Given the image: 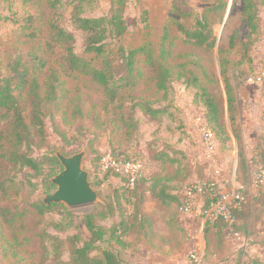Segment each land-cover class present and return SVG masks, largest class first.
<instances>
[{
	"label": "rangeland",
	"instance_id": "rangeland-1",
	"mask_svg": "<svg viewBox=\"0 0 264 264\" xmlns=\"http://www.w3.org/2000/svg\"><path fill=\"white\" fill-rule=\"evenodd\" d=\"M69 1L60 0L61 4L52 11L46 0H0V74L8 61L20 57L29 67L39 58L45 62L37 74L40 84L51 72L56 75V101L45 106L44 139L32 138V156L36 159L55 157L59 152L70 157L84 151L82 168L88 173L92 189L101 191V195H97L92 206L69 209L63 205L72 214L69 217L72 227L56 231L52 224H58L62 219L69 222L63 210L53 209L40 216L32 208V204L42 202L45 195L55 190L54 186L50 192L45 191L43 180L49 166L44 164V176L34 178L0 161V176L14 179L8 195L0 193V207L23 215L11 225L0 219V264L67 263L69 239L77 235L78 246L90 239L83 223L85 215L94 214L96 223L108 229L119 221V214L133 209L125 203L123 196L116 201L113 195L120 187L118 178L108 177L102 182L104 175L97 170L96 158L106 153L124 159L137 158L143 164L145 175L171 177L168 185L177 193L183 191L190 209L182 214L178 213L179 206L175 207L179 217L191 220L185 230L175 236H182V257L188 264L191 263L190 254L199 247L202 249L200 264H213L216 253L213 237L203 239L201 236L206 219L200 190L190 193L184 190L186 184L191 183L202 185L213 181L220 194H230L238 187L246 193L247 233L230 235L220 259L241 254V263H244L264 255V200L263 203L259 200L263 189L254 190L250 182L251 172L264 162V0H256L259 29L253 35L248 34L241 21L242 0H124L126 32L119 40L110 39L107 45L115 78H120L123 71V61L117 58V47L130 50L147 46L154 62L166 67L172 79L166 92L157 90L149 62L140 54L134 64L138 75L133 84L121 90L119 104H108L101 88L90 77L65 70L59 46L48 49L45 45L48 24L54 20L72 32L74 51L78 56L92 66H102L101 59L85 52V35L70 23L72 5ZM82 6V15L86 17L109 18L112 13L110 0H83ZM202 16L209 23L211 44L200 47L186 41L177 29V22L189 28L194 26L197 17ZM233 35L237 44L250 37L248 58L252 61L241 59L238 45L229 49L227 41ZM162 49L165 50L163 56L160 55ZM35 56L38 59L34 61ZM223 73L235 89L233 118L227 108ZM200 89L212 93L221 109V132L215 131L216 139L209 146L201 136L203 107L196 97ZM18 100L27 121L29 108L25 94L22 93ZM138 102H147L161 113L151 120L138 108L133 109ZM121 119L131 120L133 127L127 128ZM167 156L177 158L178 163L165 165L164 159L159 158ZM146 183L143 187L149 185ZM102 203L111 206L117 203L114 217H98L100 210L105 211L101 209ZM142 203V210H157L153 199L147 195ZM48 236L62 240L58 255L53 249L56 242ZM134 239L133 235L128 240L133 244ZM119 256L125 263V254L120 252ZM57 257L60 259L56 260Z\"/></svg>",
	"mask_w": 264,
	"mask_h": 264
},
{
	"label": "trees",
	"instance_id": "trees-1",
	"mask_svg": "<svg viewBox=\"0 0 264 264\" xmlns=\"http://www.w3.org/2000/svg\"><path fill=\"white\" fill-rule=\"evenodd\" d=\"M110 1L112 13L109 18L83 16V0L69 1V4L72 5L69 16L70 23L76 31L82 32L85 35V52L93 55L95 58L101 59L102 66H92L84 58L78 56L74 51L75 38L72 32L63 28L54 20L48 24L49 32L45 41L46 47L51 49L54 46H59L62 49L61 61L65 70L68 72H78L90 77L101 88L105 101L108 104H119L121 99L120 92L123 87L134 83L138 75L134 64L140 54H143L149 62L152 80L156 89L166 92L169 88L168 83L172 79L171 73L161 63L154 62V58L151 56V50L147 46L130 50L118 46L116 50L117 58L123 61V71L119 74L120 78H115L116 74L111 67L113 59L110 58L111 53L108 55L107 45L110 39L119 40L126 32V23L123 18L125 1ZM242 2L241 21L245 29L249 31L248 34L253 35L259 29L258 4L256 0H242ZM60 4V0H46V5L52 11H55ZM177 29L186 41L193 45L201 47L211 44V31L205 16L197 17L194 26L189 28H186L183 23L177 22ZM249 38V36L246 38L249 41L246 40L237 44L238 40L233 35L228 38L227 46L229 49H234L238 45V52L241 54V59L246 58L250 62L252 59L248 58L251 43ZM164 54L165 50L162 49L160 55L163 56ZM33 59L35 61L38 57L35 56ZM44 65L45 62L39 58L36 64L29 67L27 62H21V58L17 57L12 62L8 61L3 74H0V161H5L13 168H16L17 172H25L26 175L34 178L44 176L43 167L44 164H47L49 166V172L44 177L43 183L45 191L50 192L54 188V185L51 184L49 179L62 170L58 160L55 157L44 156L41 159H36L32 156V147L34 145L32 138L37 136L40 140L44 139L45 129L43 118L45 116V106L53 104L57 97L58 79L53 72L45 77L43 84L38 82L37 74L42 70ZM122 81H124L123 84H121ZM192 81L194 80L192 79ZM223 81L228 112L230 117L233 118L236 110L235 89L225 73H223ZM200 90L201 92L196 97L199 98V102L203 107L201 119L204 127L212 133L215 140V131L220 130L221 132L220 105L212 93L204 89ZM22 93L25 94L28 102L29 113L27 121L23 116L18 100ZM135 107L151 120L156 119L158 114L161 113L160 110L152 108L147 102H138L133 106V109ZM123 110L125 111V108ZM122 121L127 128L133 127L131 120ZM1 122H3L2 125ZM103 155L96 158L98 160L97 170L99 172H101L100 162ZM111 155L117 161L139 164L141 167L132 188L127 186L128 181L121 174L113 170L101 172L104 175L102 182L108 177L119 179L120 187L117 188V191L113 192V195L116 201L123 196L125 203L131 205L133 209L130 212L119 214V221L111 224L108 229L96 223L94 214L89 213L85 215L83 217V223L90 235V239L88 241H82L80 246L77 244V235L69 239V259L67 263L63 264H123L119 254L120 252L124 253L130 247V244L127 242V237L134 233L139 236L140 232H145L146 229L148 230L150 228L147 216L142 210V202L146 195L163 206L175 204L180 207L187 201V197H183L182 195L183 191L177 193V191L175 192L168 185L171 177L165 178L158 174L145 175L143 164L139 159L119 158L113 153ZM159 159H164L163 162L165 165H176L178 163L177 158H169L168 156L167 158ZM262 163L258 167L264 169V162ZM58 167L59 171L57 172L56 168ZM190 174L186 178H189L188 176ZM146 182L149 185L143 187ZM212 183L213 181L198 185L201 188V197L203 199L202 211L207 210L210 204L219 197L220 191ZM13 185L14 179L12 177L7 176L3 178L0 176V193L2 196L8 195ZM194 185L196 184H186L184 190L188 191ZM262 189L263 191L260 194L259 200L262 199L263 203L264 184L260 190ZM191 191L194 192L192 189ZM96 192L98 196L101 195V191L100 193L99 191ZM241 194L243 199L241 201H235L234 206L229 209V219L217 216L214 220H205L203 228L204 239H207L209 236L213 237L216 247L215 255L223 250L230 235H241L247 231L246 218L248 214L244 210L247 196L245 191H241ZM117 203L113 204V206L102 203L101 209L104 208L105 211L100 210L98 217L102 219L114 217ZM32 208L40 216H43L46 212L52 211L53 209L63 210L65 213L64 216L68 219L72 216L61 204L45 205L40 201L32 204ZM107 210L109 213L106 212ZM22 216L21 213L12 212L10 208L3 209L0 207V219L5 224L11 225L18 218H22ZM52 226L56 231H64L72 227V222L69 219V222L66 223V220L62 219L60 223L52 224ZM105 236L106 238H104ZM49 238L56 242L53 249L54 253L58 255V249L62 245V240L53 236ZM58 259L60 258L57 257L56 260ZM217 264H264V259L255 257L241 263L240 254L236 256L233 263L222 259Z\"/></svg>",
	"mask_w": 264,
	"mask_h": 264
},
{
	"label": "crops",
	"instance_id": "crops-1",
	"mask_svg": "<svg viewBox=\"0 0 264 264\" xmlns=\"http://www.w3.org/2000/svg\"><path fill=\"white\" fill-rule=\"evenodd\" d=\"M147 197L149 196L147 195ZM149 199L151 198L149 197ZM154 204L157 210L154 209L153 212L143 210L150 223V228L146 229L145 232H140L139 236L136 233L128 236L129 239L134 235L136 240L134 239V243L131 244L130 240L127 239L130 247L124 252L123 260L125 263L123 262V264H188L182 257V236L179 235L176 238L175 235L185 230L188 221L191 219L179 217L175 204L163 206L156 201ZM201 236L204 239L203 230ZM220 253L213 257V264L219 263L222 259L233 263L236 258L235 256L220 259ZM257 257L264 259V255Z\"/></svg>",
	"mask_w": 264,
	"mask_h": 264
},
{
	"label": "built area",
	"instance_id": "built-area-1",
	"mask_svg": "<svg viewBox=\"0 0 264 264\" xmlns=\"http://www.w3.org/2000/svg\"><path fill=\"white\" fill-rule=\"evenodd\" d=\"M201 136L204 143L209 146L213 143L214 138L212 133L207 130L204 126L201 129ZM101 172H106L107 170H113L127 179V186L132 188L135 182L136 177L140 171L139 164L125 163L117 161L110 153H106L101 158ZM251 187L254 190H260L264 184V169L258 167L253 170L250 177ZM213 184V183H212ZM211 184V186H212ZM194 190H200L201 188L196 184L188 192ZM241 187H238L237 190L233 189L229 194H220L216 201L212 202L209 208L203 211V216L206 220H214L217 216H222L225 219H229V209L234 206L235 201H241L243 199L241 194ZM189 192V193H190ZM190 209V204L188 203V198L185 204L178 208V213L186 214ZM202 249L199 247L196 252L190 254V264H200L201 261Z\"/></svg>",
	"mask_w": 264,
	"mask_h": 264
},
{
	"label": "water",
	"instance_id": "water-1",
	"mask_svg": "<svg viewBox=\"0 0 264 264\" xmlns=\"http://www.w3.org/2000/svg\"><path fill=\"white\" fill-rule=\"evenodd\" d=\"M55 157L62 170L50 180L55 190L45 195L42 203L61 204L69 209L94 205L97 194L88 181V173L82 168L85 152L81 151L70 157L57 152Z\"/></svg>",
	"mask_w": 264,
	"mask_h": 264
}]
</instances>
